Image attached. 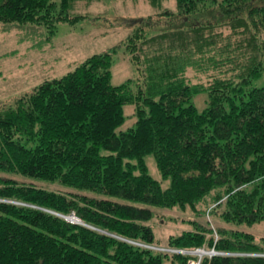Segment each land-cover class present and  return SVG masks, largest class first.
Here are the masks:
<instances>
[{"label":"trees","instance_id":"16d2710c","mask_svg":"<svg viewBox=\"0 0 264 264\" xmlns=\"http://www.w3.org/2000/svg\"><path fill=\"white\" fill-rule=\"evenodd\" d=\"M77 1L100 0H0V22L53 35L86 17L72 13ZM208 1L176 0L166 28L128 37L136 89L112 84L118 45L1 107L0 264H188L181 251L203 247L221 254L201 264H264V238L237 227L264 219V86H254L264 72V1L222 0L219 21L191 22ZM189 70L210 81L189 82ZM205 91L200 111L193 98ZM127 103L137 105L136 126L117 132ZM149 154L170 187L149 174ZM177 206L205 225L190 221L157 248L153 207Z\"/></svg>","mask_w":264,"mask_h":264},{"label":"rangeland","instance_id":"374dc122","mask_svg":"<svg viewBox=\"0 0 264 264\" xmlns=\"http://www.w3.org/2000/svg\"><path fill=\"white\" fill-rule=\"evenodd\" d=\"M254 1L260 5L264 0ZM221 3L222 0L217 2L209 0L206 4L207 8H200L198 12L192 14L190 21H219L222 16H225L222 13ZM177 9L176 0L77 1L71 9L72 13L83 14L86 17L75 24L59 23L53 35H50V31L45 27L32 23L5 26L0 22V109L11 105L18 97L31 92L44 81L60 78L75 70L90 56L111 51L118 45L111 65L112 84L120 86L131 80L132 87L136 89L135 83L140 79V73L131 61L125 42L140 28L145 27V33L148 36L162 31L170 20L164 15L165 11H177ZM146 24L149 27H146ZM187 75V79L193 84H207L209 80L208 71L189 70ZM254 86H264V72L262 77L254 82ZM208 99V92H201L195 95L193 103L200 111H203L208 106ZM136 109L135 103H127L123 106L125 122L117 129V132L135 128L138 120ZM145 160L149 174L160 181L163 188L170 187L171 180L163 177L154 155H147ZM14 176L19 181L47 190L78 193L77 190L59 183L25 177L19 173ZM199 208L203 210L204 207L200 205ZM153 210L154 218L150 225L154 230L157 248L160 249L168 248L171 235L177 236L183 231L192 229L193 225L190 221H198L205 225L204 217L197 215L189 207L185 209L178 206L153 207ZM74 216L76 214L67 218ZM222 224L227 226L225 222ZM235 227L232 225V228ZM237 227L252 232L257 240L264 238V219ZM203 249L211 250L212 248L203 247Z\"/></svg>","mask_w":264,"mask_h":264},{"label":"built area","instance_id":"2783aa9c","mask_svg":"<svg viewBox=\"0 0 264 264\" xmlns=\"http://www.w3.org/2000/svg\"><path fill=\"white\" fill-rule=\"evenodd\" d=\"M183 253L189 255L188 264H201L202 257L205 255H216L221 254L219 251L212 248L211 250H206L203 248L195 249V251H188L183 250ZM194 254H197L198 256H193Z\"/></svg>","mask_w":264,"mask_h":264},{"label":"bare ground","instance_id":"6f19581e","mask_svg":"<svg viewBox=\"0 0 264 264\" xmlns=\"http://www.w3.org/2000/svg\"><path fill=\"white\" fill-rule=\"evenodd\" d=\"M70 221H72V222H75V223H78V222H82L81 221V219L80 218H78V217H76V216H74V217H72V219H70V218H68Z\"/></svg>","mask_w":264,"mask_h":264},{"label":"water","instance_id":"95a60500","mask_svg":"<svg viewBox=\"0 0 264 264\" xmlns=\"http://www.w3.org/2000/svg\"><path fill=\"white\" fill-rule=\"evenodd\" d=\"M70 219H72V218H70Z\"/></svg>","mask_w":264,"mask_h":264}]
</instances>
